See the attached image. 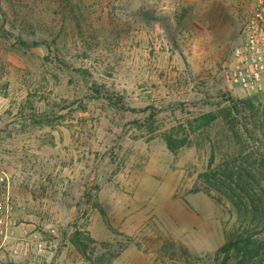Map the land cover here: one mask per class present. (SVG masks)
<instances>
[{
    "label": "rangeland",
    "instance_id": "rangeland-1",
    "mask_svg": "<svg viewBox=\"0 0 264 264\" xmlns=\"http://www.w3.org/2000/svg\"><path fill=\"white\" fill-rule=\"evenodd\" d=\"M74 1L0 0V264H264V94L228 81L252 0Z\"/></svg>",
    "mask_w": 264,
    "mask_h": 264
},
{
    "label": "built area",
    "instance_id": "built-area-1",
    "mask_svg": "<svg viewBox=\"0 0 264 264\" xmlns=\"http://www.w3.org/2000/svg\"><path fill=\"white\" fill-rule=\"evenodd\" d=\"M252 5L242 31V42L232 50L228 72L229 83L246 95L264 94V0H252ZM2 181L4 179L0 177V185ZM1 187L0 197L3 199L0 198V224L6 228L12 210L8 181ZM5 238L6 235L1 240L0 249L4 246ZM12 252L17 255L18 246Z\"/></svg>",
    "mask_w": 264,
    "mask_h": 264
},
{
    "label": "trees",
    "instance_id": "trees-1",
    "mask_svg": "<svg viewBox=\"0 0 264 264\" xmlns=\"http://www.w3.org/2000/svg\"><path fill=\"white\" fill-rule=\"evenodd\" d=\"M106 1L107 5L111 4V8L112 10L114 9V1L111 2V0H104ZM95 2L92 3H88V2H84V1H79L76 3V1L74 0H45V6L46 9H50V7H55L59 10H61L62 12H71V13H75L74 16H82L85 12L89 11V9L92 8V6H94ZM108 8V6L106 7ZM111 10V11H112ZM56 11V10H54ZM37 44V43H35ZM232 102V106H230V110L228 111V116H230V114L234 111L236 112V114H240L243 113L244 116L243 118L246 119L248 118V114L251 115L253 114L254 110H255V106L246 100H233ZM238 108H242V109H238ZM262 126L264 129V119L262 118ZM169 146L171 148L172 147V143H170L169 141ZM264 170V168L262 167V171ZM243 241V240H242ZM244 242V243H243ZM240 242L238 240L232 241V242H228L226 244H224L218 251L216 254H223L224 259H227L230 256L231 251H237L239 253H245L244 258H246V262H248L249 259L252 258L248 246L246 244L245 241Z\"/></svg>",
    "mask_w": 264,
    "mask_h": 264
}]
</instances>
